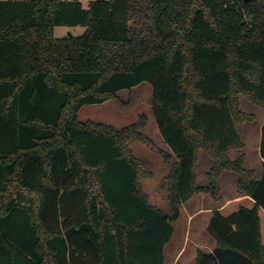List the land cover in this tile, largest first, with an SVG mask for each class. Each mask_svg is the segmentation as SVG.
I'll return each instance as SVG.
<instances>
[{"label":"trees","instance_id":"16d2710c","mask_svg":"<svg viewBox=\"0 0 264 264\" xmlns=\"http://www.w3.org/2000/svg\"><path fill=\"white\" fill-rule=\"evenodd\" d=\"M146 1L0 0V264H165L182 204L220 200L225 171L255 203L212 211L216 245L196 264H264V122L260 177L243 152L228 155L255 119L240 95L264 106V0ZM143 6L151 25L131 28ZM78 25L80 36L54 34ZM143 82L171 153L141 133L144 117L122 129L79 120ZM130 140L163 157L171 214L143 189ZM201 150L213 165L199 185Z\"/></svg>","mask_w":264,"mask_h":264},{"label":"rangeland","instance_id":"374dc122","mask_svg":"<svg viewBox=\"0 0 264 264\" xmlns=\"http://www.w3.org/2000/svg\"><path fill=\"white\" fill-rule=\"evenodd\" d=\"M85 8H88L93 0H80ZM146 5L148 1L142 0ZM146 6L137 7L136 13H132L128 22L131 28H144L151 25V17H146ZM86 30L84 26H56L54 34L57 38L69 35L80 36ZM153 87L149 82H143L133 88L122 90L118 97L111 98L99 104H85L81 107L78 117L80 121H96L112 125L117 129L129 127L144 117V125L141 133L149 138L158 148L171 153L160 133L158 124L152 112ZM241 109L253 114L255 119L244 124L245 147L242 150L232 149L228 155L235 159L241 152L246 156L245 166L260 175V142L261 122L264 119V106L252 102L246 95H240ZM130 149L134 156L147 168L150 175L142 179V187L148 194L150 201L165 213H172L168 199V169L163 157L156 153L146 143L139 140L129 141ZM176 159L173 156L171 162ZM213 160L204 151H200L198 184L202 185L208 170L212 167ZM238 175L231 171H225L220 180L222 198L214 199L210 194L197 193L184 202L181 207V215L172 223L175 232L171 241L165 247V264H196L198 249L210 250L214 246L211 235L207 231L209 218L212 211L221 208V204L237 197L240 193L237 187ZM235 201V200H234ZM232 202V201H231ZM227 202V209L235 207L237 203ZM237 208V207H236Z\"/></svg>","mask_w":264,"mask_h":264},{"label":"crops","instance_id":"0c3cea01","mask_svg":"<svg viewBox=\"0 0 264 264\" xmlns=\"http://www.w3.org/2000/svg\"><path fill=\"white\" fill-rule=\"evenodd\" d=\"M263 122H264V119L262 120L261 125L263 124ZM228 153H229V151H228ZM260 163H261L260 175H255V177H260L261 174H262L263 158L261 157V155H260ZM238 192H239V190H238ZM227 202H231V203H233V205L235 203H237V205L234 208L231 207V209L230 208L227 209L228 206H229V205H226ZM254 203L255 202H254V200L251 197H249L248 195H245V194L240 193L237 197H234L232 199L227 200L225 203H222L221 204L222 209L221 208H216V209L220 210L224 215H228L231 212H233L234 210H236L241 205H245V206H248V207H252L254 205ZM259 214H260V220H261V235H262V241H263V244H264V209L263 208H260ZM209 220H210V218H209ZM207 227H208V225H207ZM212 240L214 242V246H213L212 249L208 250V252H211L214 249L215 245H216V241H215V239L213 237H212ZM204 251H207V250H204Z\"/></svg>","mask_w":264,"mask_h":264}]
</instances>
